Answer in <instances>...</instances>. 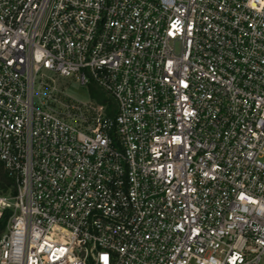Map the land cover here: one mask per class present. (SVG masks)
<instances>
[{
  "label": "built area",
  "instance_id": "built-area-1",
  "mask_svg": "<svg viewBox=\"0 0 264 264\" xmlns=\"http://www.w3.org/2000/svg\"><path fill=\"white\" fill-rule=\"evenodd\" d=\"M3 215L0 264H264V0H0Z\"/></svg>",
  "mask_w": 264,
  "mask_h": 264
},
{
  "label": "rangeland",
  "instance_id": "rangeland-1",
  "mask_svg": "<svg viewBox=\"0 0 264 264\" xmlns=\"http://www.w3.org/2000/svg\"><path fill=\"white\" fill-rule=\"evenodd\" d=\"M59 86L62 88V89H66V93L67 95H70L71 97H73L74 99L76 100H79V101H83V102H86V101H89V88L87 87H83L77 83H75V81L73 79H62L60 82H59ZM7 216L6 215H3L2 218L0 219V222L2 220H5L6 221V225H7ZM5 225V227H6ZM5 231V228L3 230V232ZM3 232L1 234H3Z\"/></svg>",
  "mask_w": 264,
  "mask_h": 264
},
{
  "label": "trees",
  "instance_id": "trees-1",
  "mask_svg": "<svg viewBox=\"0 0 264 264\" xmlns=\"http://www.w3.org/2000/svg\"><path fill=\"white\" fill-rule=\"evenodd\" d=\"M89 92H90V96L92 97V99L96 100L97 103H99V104L109 103L110 106L113 107V105H114L113 100L108 98L101 90H99L94 85L90 86ZM5 225H6V221L2 220L0 222V236H1V233L3 232V230L5 228Z\"/></svg>",
  "mask_w": 264,
  "mask_h": 264
}]
</instances>
